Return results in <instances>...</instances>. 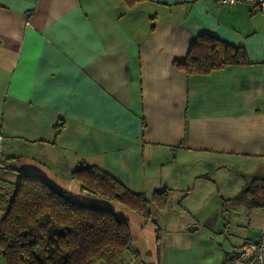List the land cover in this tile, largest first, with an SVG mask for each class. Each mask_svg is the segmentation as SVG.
<instances>
[{
    "label": "crops",
    "instance_id": "crops-1",
    "mask_svg": "<svg viewBox=\"0 0 264 264\" xmlns=\"http://www.w3.org/2000/svg\"><path fill=\"white\" fill-rule=\"evenodd\" d=\"M199 34L241 47L248 64L187 75L173 61ZM5 158L0 180L33 174L81 203L104 201L71 179L83 166L131 192L166 189L169 207L143 218H161L145 264L221 263L264 229V205L240 193L264 185V13L215 0H0ZM123 264L138 263L125 253Z\"/></svg>",
    "mask_w": 264,
    "mask_h": 264
},
{
    "label": "trees",
    "instance_id": "trees-1",
    "mask_svg": "<svg viewBox=\"0 0 264 264\" xmlns=\"http://www.w3.org/2000/svg\"><path fill=\"white\" fill-rule=\"evenodd\" d=\"M173 64L191 75L208 74L228 65H247L248 60L241 47L199 34L185 58ZM54 128L58 133L62 124ZM0 169H12L8 158L0 159ZM71 179L89 196L114 202L145 220L150 218L149 204L158 211L169 204L166 189L150 195L131 192L96 166L72 171ZM240 193L249 207L264 205L262 182L253 180ZM0 213L3 264H123L125 253L133 262L140 261L129 222L108 204L77 202L36 175L20 174L17 183L0 180Z\"/></svg>",
    "mask_w": 264,
    "mask_h": 264
},
{
    "label": "built area",
    "instance_id": "built-area-1",
    "mask_svg": "<svg viewBox=\"0 0 264 264\" xmlns=\"http://www.w3.org/2000/svg\"><path fill=\"white\" fill-rule=\"evenodd\" d=\"M220 6H241L249 3L264 13V0H215ZM219 264H264V229L262 228L257 239L245 241L234 248Z\"/></svg>",
    "mask_w": 264,
    "mask_h": 264
},
{
    "label": "rangeland",
    "instance_id": "rangeland-1",
    "mask_svg": "<svg viewBox=\"0 0 264 264\" xmlns=\"http://www.w3.org/2000/svg\"><path fill=\"white\" fill-rule=\"evenodd\" d=\"M0 170H2V169H0ZM214 175H210L209 177L212 178ZM19 176L18 177L14 176V179L12 181H8V182L17 183L18 180H19ZM99 199H100V197H99ZM168 201H170V200H168ZM99 204H100V206H106V204H108L113 209L115 214H117L118 216H121L124 219H128L129 220L128 222L130 224V227H131V230H132V236H133V242L132 243L138 241L140 246H141V248H142L141 249L142 252L141 253L138 252L139 253V257H140V261H138V264H145L147 258H151L152 259L153 256L150 253V245H149V247L147 245V241H148L147 238H148V235H149V231H150V233H152V229L155 228V227L152 226L149 222H144L142 216H140L138 214H134V213H132L130 211H127V210L124 211V209L122 210V208H119L116 205V203H114V202L103 201L102 203H99ZM169 205L170 204H168V207H169ZM148 209H149V211L153 210V206L151 204H149L148 205ZM182 209H184V207H180V206L178 207L177 204L174 206V210H176V211H181ZM191 215H193V214H191ZM160 219L161 218H159V220H158V224H157L158 227H156L158 229L155 232V235H158V236L160 235L159 233L161 232V229H160L161 220ZM141 225H143V227H144L143 232L140 231V229H139ZM156 242H159V239H157V241H155V245L157 246L158 244ZM145 246H147V248ZM133 247L135 249L134 245H133ZM153 260H154V258L152 259V261ZM95 264H99V262L95 263Z\"/></svg>",
    "mask_w": 264,
    "mask_h": 264
},
{
    "label": "water",
    "instance_id": "water-1",
    "mask_svg": "<svg viewBox=\"0 0 264 264\" xmlns=\"http://www.w3.org/2000/svg\"><path fill=\"white\" fill-rule=\"evenodd\" d=\"M214 264H219V261L217 258L214 259Z\"/></svg>",
    "mask_w": 264,
    "mask_h": 264
}]
</instances>
